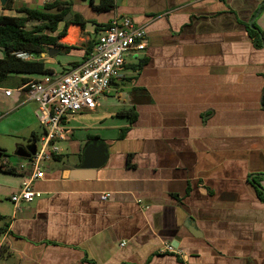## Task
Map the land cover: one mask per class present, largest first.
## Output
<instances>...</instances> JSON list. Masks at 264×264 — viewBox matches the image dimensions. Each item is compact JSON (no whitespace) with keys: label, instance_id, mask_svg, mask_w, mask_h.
I'll return each instance as SVG.
<instances>
[{"label":"crops","instance_id":"0c3cea01","mask_svg":"<svg viewBox=\"0 0 264 264\" xmlns=\"http://www.w3.org/2000/svg\"><path fill=\"white\" fill-rule=\"evenodd\" d=\"M58 1L67 22L76 14L84 25L68 23L58 40L72 49L40 55L52 76L79 65L114 17L142 27L146 48L125 57L94 111L65 119L70 137L34 181L39 197L17 211L10 197L26 159L0 147L14 172L0 170V264H264V194L252 184L264 190V47L247 33L264 0H114L107 12L92 9L99 0ZM6 3L0 16L47 0ZM253 23L264 33V9ZM42 76L0 87V135L21 134L20 148L43 134L20 79ZM130 107L133 123L116 115ZM92 140L105 162L82 169ZM165 244L183 259L161 253Z\"/></svg>","mask_w":264,"mask_h":264},{"label":"built area","instance_id":"2783aa9c","mask_svg":"<svg viewBox=\"0 0 264 264\" xmlns=\"http://www.w3.org/2000/svg\"><path fill=\"white\" fill-rule=\"evenodd\" d=\"M145 48L143 28L135 26L127 16L114 17L79 65L59 76L50 74L39 79H29L18 89L24 93L27 101L37 104L35 117L43 134L35 142L34 155L18 167L19 171L28 174L17 192L10 197L14 211L19 210L21 204L30 203L39 197L40 194L33 189L34 181L43 179L45 164L52 161L59 152L57 143L70 137V130L64 125L65 119L84 111H94L98 101L111 91L112 83L120 77L124 57L142 52ZM10 93L11 90L4 91L5 96ZM2 165H7V162ZM107 197V194L102 195L101 200ZM160 252L173 254L179 259L184 257V253L171 244H165Z\"/></svg>","mask_w":264,"mask_h":264},{"label":"trees","instance_id":"16d2710c","mask_svg":"<svg viewBox=\"0 0 264 264\" xmlns=\"http://www.w3.org/2000/svg\"><path fill=\"white\" fill-rule=\"evenodd\" d=\"M12 1L7 0L5 8L9 7ZM114 6V0H99L97 5H93L91 2V7L96 12H107L114 9ZM263 9L264 1L258 6L253 19ZM17 12L22 15L0 16V50L4 52L0 58V87L10 76L52 74V71L40 59V55L46 54L49 49H72L71 47L59 44L58 40L65 34L68 23H73L81 27L84 25V20L76 14L72 15L70 21L63 22V18L70 12V9L67 4L61 3L58 0L47 2L40 10L21 8ZM253 19L250 25L247 26L248 36L254 41L256 47H264V33L256 28ZM60 23H63V27L60 32L55 34ZM28 24L32 26L28 28ZM105 27L107 26L105 25ZM94 45L92 43L89 44V47L86 49V56L92 51ZM21 54L31 56L33 59L23 57ZM28 81L27 78H21L20 84L24 85ZM116 115L127 118L130 123H133L136 118L133 107L122 109ZM35 140L36 138L33 136L31 141L35 143ZM4 155L1 154L2 157ZM3 168L4 172L14 173L9 167L0 165V170ZM252 184L256 188L257 196L262 199L264 190L256 181H252Z\"/></svg>","mask_w":264,"mask_h":264},{"label":"water","instance_id":"95a60500","mask_svg":"<svg viewBox=\"0 0 264 264\" xmlns=\"http://www.w3.org/2000/svg\"><path fill=\"white\" fill-rule=\"evenodd\" d=\"M68 17H69V14H66L63 20L67 21ZM51 51L52 49H49L47 51V54L50 55ZM3 54L4 52H2V55ZM35 150H36V144L31 143L28 146L17 149L15 154L20 158L29 159L32 155H34ZM0 157H1V151H0ZM105 158H106V150L104 148L103 143L98 140H92L86 145L83 151V159H82L81 168L96 170L104 164ZM186 223H187L186 227H191L188 224V222Z\"/></svg>","mask_w":264,"mask_h":264},{"label":"rangeland","instance_id":"374dc122","mask_svg":"<svg viewBox=\"0 0 264 264\" xmlns=\"http://www.w3.org/2000/svg\"><path fill=\"white\" fill-rule=\"evenodd\" d=\"M32 25L31 24H28L27 27L30 28ZM124 60H125V57H124ZM127 63H130V60L127 59L126 60ZM115 102V101H114ZM34 130L36 131V133H39L41 130L36 126L34 127ZM21 134H18V136H15L17 138H15L14 136L11 137V136H2L0 135V147L4 148L7 150V156L8 157H13L14 156V153L17 151V149L20 148V146H18L17 144L19 145H26L28 142H27V138H21L20 136ZM24 137H27V136H24ZM62 144H60V147L62 148Z\"/></svg>","mask_w":264,"mask_h":264}]
</instances>
